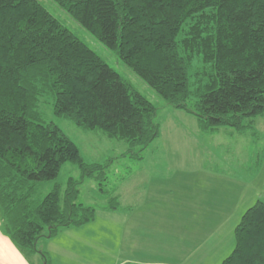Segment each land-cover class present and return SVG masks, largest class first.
Instances as JSON below:
<instances>
[{
  "label": "trees",
  "instance_id": "1",
  "mask_svg": "<svg viewBox=\"0 0 264 264\" xmlns=\"http://www.w3.org/2000/svg\"><path fill=\"white\" fill-rule=\"evenodd\" d=\"M55 1L171 106L195 115L204 134L223 126L244 132L264 114V0ZM48 99L57 116L126 141L139 161L161 129L156 104L39 0H0V214L17 248L45 264L38 240L93 221L98 208L79 202L81 179L42 199L36 182L56 178L65 163L104 180L107 165L87 162L45 120ZM99 186L113 194L106 208L119 209V195ZM234 232L236 246L221 264H264L262 197Z\"/></svg>",
  "mask_w": 264,
  "mask_h": 264
},
{
  "label": "crops",
  "instance_id": "2",
  "mask_svg": "<svg viewBox=\"0 0 264 264\" xmlns=\"http://www.w3.org/2000/svg\"><path fill=\"white\" fill-rule=\"evenodd\" d=\"M159 165L162 168L149 175L151 182L142 188L137 181L136 192L130 190L138 197L133 203L132 194L125 190L119 201L129 200L127 205L119 202V209L108 210L107 205L98 209L107 213L106 220L111 222L107 223L108 232L102 230L108 233L103 236L115 234L110 228L117 230L112 264H221L236 246L234 230L242 215L260 199L256 197L255 176L248 171L233 172L236 165L229 166V172L214 165ZM262 181L264 184V177ZM96 219L40 238L47 244L49 264H97L98 245L89 238ZM55 245H59L57 251ZM114 247H110L111 253ZM101 254L103 262L105 254ZM33 257L36 261L23 254L5 233L0 214V264H43L39 253Z\"/></svg>",
  "mask_w": 264,
  "mask_h": 264
},
{
  "label": "rangeland",
  "instance_id": "3",
  "mask_svg": "<svg viewBox=\"0 0 264 264\" xmlns=\"http://www.w3.org/2000/svg\"><path fill=\"white\" fill-rule=\"evenodd\" d=\"M39 1L66 27L90 45L105 62L121 74L122 78L131 82L135 89L156 104L158 111L156 121L160 123L161 129L160 135L143 153L145 158L139 161L132 159L130 154L127 153L129 146L126 141L107 137L100 131L96 133L85 131L70 119L57 116L53 110V101L51 99L46 100L41 104L45 120L57 124L75 141L87 162L107 164L104 167L106 179H99V173H96L94 177L82 178L81 169L76 164L65 163L56 178L36 182L35 198L42 199L57 184L62 185V188L65 189L69 178H74L81 179V183L78 185L80 190L79 202L85 205H93L98 209L107 205L110 196L113 194L105 196L100 193L99 184L101 182L105 184L104 188L107 191L120 194L121 199L124 198V191H129L132 194L131 197L134 198L132 200L129 197L133 203L138 198L135 193L138 188L136 182L138 181L139 186L144 188L145 185L151 182V177H149L151 172L156 170L157 167L158 169L162 168L159 165L160 163L170 165L171 162L173 167H179L181 164H192L212 168L214 165L228 172L229 166L234 167L236 165L232 168L233 172L237 171L245 174L248 171L250 176H255L256 197L264 199L262 181L264 177V114L256 116L252 121L251 119L247 120L245 123H248V126L244 132L223 126L212 134H204L200 130L199 120L195 115L171 106L142 77H139L132 67L127 66L115 51L104 45L95 35L78 23L55 0ZM190 72L192 73V70ZM258 158H260L259 162ZM156 159H160V161H156ZM155 164L157 167H155ZM131 189L135 192L130 191ZM119 202H123L122 205L124 206L129 203V200L124 199V201ZM96 216V222L90 226L94 229L92 232L91 229L89 230L91 236L89 233L88 237L90 236L89 238L95 240V246L100 247L97 250L98 247L92 245V248H96L97 264H112V255L114 258V254L117 252L116 244L115 247L113 246L115 243L114 235L117 230L114 231V228H110L109 231L115 234L113 236L109 235L108 238L103 236L108 234L107 223L111 224V222L106 220L108 215L103 210H97ZM102 217H105V220ZM98 240L101 241L97 242ZM42 241H38V249L46 253L47 244ZM55 246V251H57L59 245ZM110 247H114V252H110ZM101 253L105 254L103 262L100 261ZM46 256L48 255L46 254ZM31 257L36 261L35 257ZM42 262L45 264L43 259ZM37 264L41 263L37 262Z\"/></svg>",
  "mask_w": 264,
  "mask_h": 264
}]
</instances>
